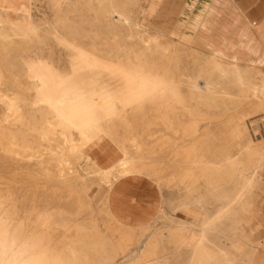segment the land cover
Here are the masks:
<instances>
[{"label":"bare ground","instance_id":"6f19581e","mask_svg":"<svg viewBox=\"0 0 264 264\" xmlns=\"http://www.w3.org/2000/svg\"><path fill=\"white\" fill-rule=\"evenodd\" d=\"M24 1L0 0V264H95L110 239L149 230V221L113 213L108 236L98 225L112 180L129 174L194 200L168 230L173 239L188 231L184 264H255L260 242L243 246L239 232L264 173V0H212L221 31L241 21L251 50L219 46L218 28L202 25L201 13L189 18L193 0H44L52 20L33 24ZM210 28L213 37L200 33ZM118 37L128 42L122 58L95 47ZM48 38L77 55L73 72L53 76L36 52ZM147 73L171 82L169 100L140 102L155 86ZM76 157L92 170L79 173ZM223 223L235 258L209 235ZM158 248L153 237L151 264H167Z\"/></svg>","mask_w":264,"mask_h":264},{"label":"rangeland","instance_id":"374dc122","mask_svg":"<svg viewBox=\"0 0 264 264\" xmlns=\"http://www.w3.org/2000/svg\"><path fill=\"white\" fill-rule=\"evenodd\" d=\"M23 5L30 23H37L41 19H46L49 22L52 20V12L49 10L46 1L25 0ZM190 9L193 14L189 15V18L193 19L198 13H201L202 25L219 29L217 31H220L219 35L222 37L217 36L215 38L219 46L222 43H228L234 49L244 50L248 48L249 44L250 50L254 49V43L250 41L251 37L247 34V30L242 28L241 21L235 25L229 24L225 32L221 31L220 28L224 23L222 21L217 22L210 16L216 10L212 0H193ZM151 21L152 17H147L143 22L148 25ZM200 33H206L208 37H213L212 34H214L211 28ZM53 40V38L46 39L45 43L41 45L42 49L36 50V52H42L43 58L52 69L51 73L58 79L59 75L70 74L76 69L77 55L72 56L68 49L55 45ZM80 44L83 48L92 46L88 39H81ZM127 46L128 42L118 37L114 41L108 40L106 45H96L95 47L102 55L122 58ZM143 129L144 125L138 126V133L141 134ZM76 161V169L79 173H89L92 170L89 162L77 157ZM262 181H264V176H262ZM154 185L152 180L137 174H129L112 180L104 197L106 205L103 206L101 212H97L98 209L94 211L102 234L108 236L110 233V228L103 223L107 213L116 214L121 219L135 218L136 216L140 220L149 221L150 227L146 232H136L131 238L118 244L114 238L110 239V242L99 250V255L94 260L95 264H151L153 258L150 255V242L153 237L158 239L159 254L163 255L161 261H166L167 264H184L185 250L179 242L187 235L188 231H180L177 238L173 239L169 236L168 230L172 227L175 228L174 219L178 213L182 209L191 208L194 205V200L185 199L183 192L174 187L158 189ZM96 191L95 185L88 191L95 205H97L95 202ZM105 191V188L100 190L96 196V201L102 198ZM136 199H138V203H136ZM211 210V206L206 205L202 208L203 216H210ZM254 214L250 218V222L245 224L239 232V241L243 246H249L251 240L260 242L259 246L255 248L254 263L264 264V196L256 197ZM82 216L87 217L86 215ZM193 231L197 232L198 228L193 229ZM209 235L213 240L229 247L232 258L237 257L238 253L231 251L233 241L228 234V224L223 223L210 228ZM167 254H171V257L166 259Z\"/></svg>","mask_w":264,"mask_h":264},{"label":"clouds","instance_id":"9594fccd","mask_svg":"<svg viewBox=\"0 0 264 264\" xmlns=\"http://www.w3.org/2000/svg\"><path fill=\"white\" fill-rule=\"evenodd\" d=\"M147 75L155 82V86L143 93L140 102L157 103L169 100L172 95L171 82L164 76L153 73H147ZM16 264H53V262L51 260L28 259L20 260Z\"/></svg>","mask_w":264,"mask_h":264},{"label":"crops","instance_id":"0c3cea01","mask_svg":"<svg viewBox=\"0 0 264 264\" xmlns=\"http://www.w3.org/2000/svg\"><path fill=\"white\" fill-rule=\"evenodd\" d=\"M262 25H261V31H262V38H264V17H262ZM262 176H264V173H262V175L260 176V182H261V189L258 190V196H264V181H262ZM138 199H136V203H138L137 201ZM256 206V203H255ZM255 206L254 209L252 211V213H255Z\"/></svg>","mask_w":264,"mask_h":264}]
</instances>
